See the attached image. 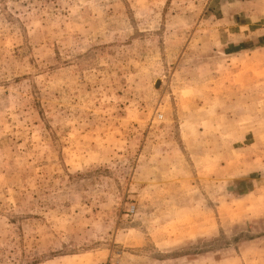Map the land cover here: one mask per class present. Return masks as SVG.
Segmentation results:
<instances>
[{"label": "rangeland", "instance_id": "374dc122", "mask_svg": "<svg viewBox=\"0 0 264 264\" xmlns=\"http://www.w3.org/2000/svg\"><path fill=\"white\" fill-rule=\"evenodd\" d=\"M233 3L0 0V264H264V47Z\"/></svg>", "mask_w": 264, "mask_h": 264}, {"label": "crops", "instance_id": "0c3cea01", "mask_svg": "<svg viewBox=\"0 0 264 264\" xmlns=\"http://www.w3.org/2000/svg\"><path fill=\"white\" fill-rule=\"evenodd\" d=\"M235 3H237L240 8L238 10L240 11L238 12V16L241 18L254 19L252 23L246 24L245 27L250 30L251 25L255 26V28H253L255 33H259L258 38L255 41L260 42L261 47H264V0H234L233 4Z\"/></svg>", "mask_w": 264, "mask_h": 264}]
</instances>
